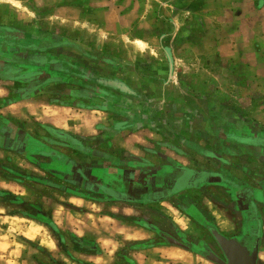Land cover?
Returning a JSON list of instances; mask_svg holds the SVG:
<instances>
[{
	"label": "crops",
	"instance_id": "crops-1",
	"mask_svg": "<svg viewBox=\"0 0 264 264\" xmlns=\"http://www.w3.org/2000/svg\"><path fill=\"white\" fill-rule=\"evenodd\" d=\"M35 1L41 6L48 0ZM158 1L73 0L57 10L45 4L39 17L36 10L22 14L14 10V3L8 5L11 0L2 2L6 7L0 14V164L7 162V172L23 180L0 171V191L29 200L33 170L22 166L44 159V167L43 160L39 163L50 179L55 176L68 189L101 197L96 201L69 193L49 207V221L77 238L102 231V252L91 255V264H112L118 249L112 235L119 233L118 240L134 243L150 239V229L128 223L134 219V208L163 205L186 191L217 192L219 196L206 204L223 208V220L212 219L210 226L229 241L234 263L264 264V136L228 132L220 108L218 114L211 112L203 101L197 102L196 94L177 89L174 45L165 44L169 35L162 34L158 42L166 57V62H160V56L157 60L159 72H133L136 57L157 48L152 37L157 27H168L144 11L148 2ZM243 1H249V11L244 16L241 6L242 26L233 27L227 37L236 41L225 47L223 38L215 43L222 57L223 48L241 52L242 57L245 52L259 55L240 34L247 33L252 46L258 47L259 34L249 25L254 26V16L264 5ZM218 8L215 14H223V5ZM178 22L172 20L173 37L179 32ZM57 32L62 35L52 38ZM132 33L137 37L131 38ZM193 195H185L188 203H197ZM102 207L107 210L100 215ZM9 217L28 221L19 230L23 239L41 242L44 237L47 253L67 256L56 250L57 240L36 232L38 226L48 227L47 222ZM6 221L0 222V258H10L8 264H39L7 243L4 237L12 226L5 227ZM166 244L161 245L176 248V257L188 259L191 247ZM18 254L21 259H14Z\"/></svg>",
	"mask_w": 264,
	"mask_h": 264
},
{
	"label": "rangeland",
	"instance_id": "rangeland-1",
	"mask_svg": "<svg viewBox=\"0 0 264 264\" xmlns=\"http://www.w3.org/2000/svg\"><path fill=\"white\" fill-rule=\"evenodd\" d=\"M3 1L5 0H0V14L5 11L6 7L5 3H2ZM72 1L48 0L45 3L42 2L40 6L39 1L35 0H11L8 5L14 3V10H19L22 14H30L36 10L37 17H39L43 13L40 9H43L45 4H48L52 10H57ZM263 1L255 0V3L262 6L264 5ZM148 3L144 11L147 12L149 18L155 19L154 17L157 16L156 19L168 27H164V31H159L160 26L157 27L156 35L152 34V37H155L154 42H156L157 48L143 50L142 55L139 54V57H136L139 58L136 63L137 67L133 66L132 69H138V74L144 68H149L150 73L159 72L157 60L160 56V62L163 63L166 57L163 56L158 42L164 39V35H169L165 44L174 45L177 89L196 94L197 102L203 101V104L210 107L211 112L217 111L216 114H218L220 108L223 111V115H221L223 116V128L229 130L228 132H238L244 137L264 136V8L259 12V15L254 16V26L249 25L259 34V48L252 46L253 43L247 33L240 34L245 39L244 43H249L250 48L257 51L258 57H253L247 52H245V57H242L241 52L229 53V48H225V50L223 48L222 57L215 43L223 38L224 47L227 43L231 44L230 41L235 37H232L231 40H227V37L230 39L233 27L241 25L242 17L240 20L238 19L241 16V6L243 5L245 8L243 15L246 16L249 11V7L246 5L249 4V1L223 0L221 4H218L217 0H160ZM219 5H223V14L221 15L215 14L219 10ZM231 6H233L232 9ZM174 18L179 21L180 29L178 34L175 33L173 37V30L176 28L171 27V23ZM155 24L157 23H154V28ZM162 34L164 35L161 38ZM60 35L62 34L57 32L51 36L56 38ZM130 37H137V34L132 33ZM116 39L124 41L122 36H116ZM125 42L130 44L129 40ZM206 43L209 44L205 48ZM137 46L141 47L139 44ZM200 46L203 48H199ZM146 64H149L150 67ZM134 69L133 72H135ZM212 115L215 116L213 113ZM39 161L41 164L43 163V167L46 165L44 159H38L36 162L26 163L22 166L25 168L22 170H33V174L29 175L33 181L31 182L33 194H30L29 200L18 199L17 195L12 194L0 195V222L6 219L8 221L4 223V226H12L4 238L9 245L15 246L20 252L23 251L24 256H34L39 264H91V255L102 252L101 238L105 237L102 231L100 234L92 233L83 238H77L72 233L60 229L59 231L54 230L48 223V227L38 226L36 232L39 236L42 238V234L46 233L51 242L57 240L56 250L67 255L63 254L64 258H61L62 256L52 257L45 250L44 244L47 246L48 243L44 237L41 242H28L23 239L19 230H24L25 223H28L26 219L9 217L17 215L45 223L49 221L50 205L53 202L62 201L61 198L67 196L66 194L75 193L85 198H94L96 201L101 198L91 193L68 189L55 176L50 179L49 175L43 173L44 170ZM9 169L7 162L0 164V171L3 175L7 174L8 177H14L19 181L23 180V176H19L15 171L17 175L11 176L7 172ZM67 190L68 193H65ZM185 195L193 194L191 191H186L182 196L163 205L134 208V219H128V223H131L132 220V222L135 221L139 223L138 225L150 229L152 232H148V235L146 233L150 239L134 243L118 240L121 238L119 233L112 237L109 236L114 239L113 242H118V249L116 254L114 253L112 264H214L206 258L205 246L213 239V235L209 231L211 222L215 219L219 222L223 220V208L217 204L211 205L209 208L206 203L208 199H215L214 197L219 194L217 192L210 193V191H196V196H193L197 198V203L194 201L188 203ZM121 204L125 209L131 208V205ZM106 210L103 207L99 208L100 215H103L102 212ZM122 211L121 208L120 212ZM120 220L124 223L126 219L120 217ZM53 236L56 239L53 240ZM168 238H173L181 244L191 247L187 260L184 261L183 257H176L173 254V250L176 248L167 249L166 246L161 245L167 243L168 246L170 243ZM151 245L157 246V248L148 250ZM141 249H144L143 252L138 253ZM19 254L13 258L21 259ZM9 259L0 258V264H8L6 261Z\"/></svg>",
	"mask_w": 264,
	"mask_h": 264
},
{
	"label": "flooded vegetation",
	"instance_id": "flooded-vegetation-1",
	"mask_svg": "<svg viewBox=\"0 0 264 264\" xmlns=\"http://www.w3.org/2000/svg\"><path fill=\"white\" fill-rule=\"evenodd\" d=\"M211 225V224H210ZM209 231L213 235V239L211 243H206V257L211 258L212 254H215L217 257H219L221 260H223L227 264H231V261L228 257V254L226 253L225 249L219 244L217 238L214 235L215 228L209 227ZM220 233V232H219ZM223 236V232L220 233ZM216 247V248H215Z\"/></svg>",
	"mask_w": 264,
	"mask_h": 264
},
{
	"label": "water",
	"instance_id": "water-1",
	"mask_svg": "<svg viewBox=\"0 0 264 264\" xmlns=\"http://www.w3.org/2000/svg\"><path fill=\"white\" fill-rule=\"evenodd\" d=\"M112 195L113 196H115V197H119L115 192H112ZM120 195V194H119ZM214 235H215V237L217 238V240H218V242H219V244L223 247V248H225V251L227 252V254H228V257H229V259H230V261H231V264H235L234 263V253H235V251L234 250H231L230 249V247H228L229 246V241H227L223 236H221V234H219L217 231H215L214 232ZM168 240L170 241V242H172L173 244H176V245H182L180 242H178L177 240H175V239H173V238H168ZM236 255V254H235ZM211 259L214 261V262H216V263H218V264H225V263H223L216 255H212V257H211Z\"/></svg>",
	"mask_w": 264,
	"mask_h": 264
},
{
	"label": "trees",
	"instance_id": "trees-1",
	"mask_svg": "<svg viewBox=\"0 0 264 264\" xmlns=\"http://www.w3.org/2000/svg\"><path fill=\"white\" fill-rule=\"evenodd\" d=\"M0 195H7V193H5L3 191H0ZM18 199H21V198H18ZM47 223H48V225H50L51 227H53L54 230H56V231L58 230L59 231V229L57 228V226H55L52 221H48Z\"/></svg>",
	"mask_w": 264,
	"mask_h": 264
},
{
	"label": "bare ground",
	"instance_id": "bare-ground-1",
	"mask_svg": "<svg viewBox=\"0 0 264 264\" xmlns=\"http://www.w3.org/2000/svg\"><path fill=\"white\" fill-rule=\"evenodd\" d=\"M137 44L141 45V42L138 41Z\"/></svg>",
	"mask_w": 264,
	"mask_h": 264
}]
</instances>
